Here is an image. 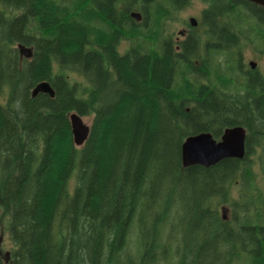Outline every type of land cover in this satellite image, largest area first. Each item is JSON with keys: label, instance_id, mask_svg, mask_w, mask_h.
Instances as JSON below:
<instances>
[{"label": "trees", "instance_id": "trees-1", "mask_svg": "<svg viewBox=\"0 0 264 264\" xmlns=\"http://www.w3.org/2000/svg\"><path fill=\"white\" fill-rule=\"evenodd\" d=\"M191 1L0 0L8 264H264V70L220 69L233 50L241 69L242 40L264 56V10L200 0L204 37L176 40L167 26ZM41 81L52 98L31 97ZM71 113L91 118L81 147ZM235 126L242 160L183 168L186 137ZM134 225L138 251L123 257Z\"/></svg>", "mask_w": 264, "mask_h": 264}, {"label": "water", "instance_id": "water-1", "mask_svg": "<svg viewBox=\"0 0 264 264\" xmlns=\"http://www.w3.org/2000/svg\"><path fill=\"white\" fill-rule=\"evenodd\" d=\"M260 6L264 10V0H249ZM131 17L135 21L141 20L139 13H131ZM191 27L196 25L194 18L189 19ZM19 55L25 59H30L32 49L21 44L17 45ZM251 69H254V64L249 63ZM38 94H47L49 97L54 96V90L48 81H41L31 90V97H36ZM69 122L72 133L73 143L76 147H81L87 139L89 126L86 125L82 117L77 113L69 114ZM245 138L246 131L241 126H235L224 129L219 140L212 137L209 132H201L185 138L181 145V163L183 168L192 166H201L209 168L225 159L242 160L245 155ZM225 219L224 212L222 213ZM9 253L5 256L8 258Z\"/></svg>", "mask_w": 264, "mask_h": 264}, {"label": "rangeland", "instance_id": "rangeland-1", "mask_svg": "<svg viewBox=\"0 0 264 264\" xmlns=\"http://www.w3.org/2000/svg\"><path fill=\"white\" fill-rule=\"evenodd\" d=\"M206 7L204 3H202L200 0H192L184 9H182L178 14L176 15L175 19L168 24L167 29L170 33L173 34V37L177 39H181L184 36L187 35L189 31H194V35H198L201 39L205 35V26L201 23V13L203 9ZM194 18L196 21V25L194 27H191L189 24V19ZM180 32H184V36H179ZM124 48V45L121 46L120 50ZM240 52H241V59L240 63L242 64L241 69L237 66V56L235 53V50L230 51L226 53L225 55H222L221 57V64L220 69L225 70L224 60L228 62L229 65H232V59L236 61L235 68L233 69V72L231 74L232 78H240L243 75L244 70L247 69V71H255L256 73H261L264 70V56H261L259 52L253 47V43L247 42L246 40L240 41L239 44ZM254 64V69H251L249 66V63ZM234 65V64H233ZM227 77H230V75H227ZM232 89H235L233 86H231ZM83 122L89 126L90 124V117H82ZM256 171V169H254ZM74 184V178L69 180V187L71 188ZM233 192V198L236 197V188H232ZM224 207V206H221ZM220 207V212L225 215V219L227 216L230 215L231 211L228 210H222ZM136 228L135 225L133 226L129 240L127 243V246L125 248V253L127 256L123 257H129L134 256L136 252L138 251V243L136 241ZM174 247V245H172ZM177 246V245H175ZM12 248V244L10 242V239L8 238V235L5 233V231L0 232V255L2 258V262L4 264L9 263V255L8 258H6L5 254L10 252V249ZM176 249V248H173ZM132 258V257H129ZM158 264H174V260L172 256L167 261L160 260Z\"/></svg>", "mask_w": 264, "mask_h": 264}, {"label": "flooded vegetation", "instance_id": "flooded-vegetation-1", "mask_svg": "<svg viewBox=\"0 0 264 264\" xmlns=\"http://www.w3.org/2000/svg\"><path fill=\"white\" fill-rule=\"evenodd\" d=\"M184 35H185L184 32H180V33H179V36H184Z\"/></svg>", "mask_w": 264, "mask_h": 264}]
</instances>
